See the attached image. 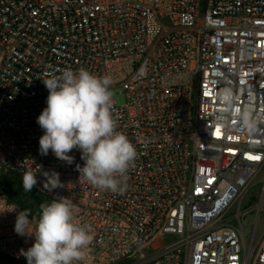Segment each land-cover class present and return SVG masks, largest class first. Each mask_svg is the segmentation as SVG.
<instances>
[{"label": "built area", "instance_id": "1", "mask_svg": "<svg viewBox=\"0 0 264 264\" xmlns=\"http://www.w3.org/2000/svg\"><path fill=\"white\" fill-rule=\"evenodd\" d=\"M81 67L124 98L114 117L137 158L122 193L79 178L78 149L72 163L39 152L42 80ZM24 167L91 227L77 264H264V230L252 254L242 228L256 211L253 240L264 207V0H0V174ZM53 171L63 187L49 192ZM20 211L0 190L9 264L34 243L15 231Z\"/></svg>", "mask_w": 264, "mask_h": 264}, {"label": "clouds", "instance_id": "2", "mask_svg": "<svg viewBox=\"0 0 264 264\" xmlns=\"http://www.w3.org/2000/svg\"><path fill=\"white\" fill-rule=\"evenodd\" d=\"M42 81L49 95L47 107L37 117L44 132L39 138L40 154L46 156L51 150L57 159L72 163L74 158L69 153L78 149L85 162L82 167L77 165L79 178L100 190L122 193L137 150L128 137L117 130L111 90L113 79L94 75L81 67L75 71L64 69L59 75L53 74ZM243 120L248 126L247 113ZM38 172L26 168L23 171L25 192H31L37 185ZM42 175L44 190L51 192L63 187L59 173L43 172ZM29 217V212L20 211L15 222L18 235L34 237L32 246L21 250L27 264H77L85 258L94 237L89 225L76 221L69 198L57 197L51 203H42L34 230L29 229Z\"/></svg>", "mask_w": 264, "mask_h": 264}, {"label": "trees", "instance_id": "3", "mask_svg": "<svg viewBox=\"0 0 264 264\" xmlns=\"http://www.w3.org/2000/svg\"><path fill=\"white\" fill-rule=\"evenodd\" d=\"M0 190L8 196L10 203H14L23 211L29 212L34 222L39 219L40 205L42 203H51V200L44 198L33 190L25 192L22 180L13 173L0 174Z\"/></svg>", "mask_w": 264, "mask_h": 264}, {"label": "rangeland", "instance_id": "4", "mask_svg": "<svg viewBox=\"0 0 264 264\" xmlns=\"http://www.w3.org/2000/svg\"><path fill=\"white\" fill-rule=\"evenodd\" d=\"M114 96H115V100L116 103L118 105H122L124 102V98L123 95L120 94L119 89H115L113 91ZM262 186L261 184L255 185L254 188H252L248 194L246 195V197L243 200V206L246 207H253L255 204L259 203V200L261 198L262 195ZM254 196V197H252ZM252 197V198H251ZM251 198V201H250ZM256 201V203H255ZM252 202V203H251ZM254 202V203H253ZM248 204H250V206H248ZM255 214L256 211H251L249 215H247L244 219H243V224H242V228H243V233H244V237H245V243L246 246L249 250L250 253L255 254V245L257 242L260 241L261 239V233L264 230V207H263V213L261 215V219L258 225V230H257V234L254 237V239H251V225L253 224V221L255 219ZM0 264H9L6 260H4L3 258L0 257Z\"/></svg>", "mask_w": 264, "mask_h": 264}, {"label": "snow or ice", "instance_id": "5", "mask_svg": "<svg viewBox=\"0 0 264 264\" xmlns=\"http://www.w3.org/2000/svg\"><path fill=\"white\" fill-rule=\"evenodd\" d=\"M252 159H258V157H251Z\"/></svg>", "mask_w": 264, "mask_h": 264}]
</instances>
